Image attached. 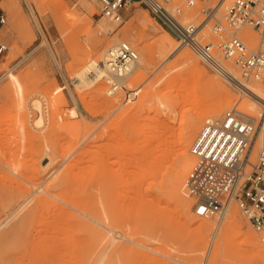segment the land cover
Listing matches in <instances>:
<instances>
[{
    "label": "rangeland",
    "instance_id": "obj_1",
    "mask_svg": "<svg viewBox=\"0 0 264 264\" xmlns=\"http://www.w3.org/2000/svg\"><path fill=\"white\" fill-rule=\"evenodd\" d=\"M14 1L13 13L4 6L8 0H0V7L7 17L6 24L0 29V39L8 46L3 62L19 76L24 94L29 96L25 110L20 113L13 107L12 96L1 94L7 82L6 75L0 80V223L7 219L0 227V264H210L207 251L220 215L212 218L197 216L194 213L196 199L190 190L192 216L182 215L180 195L175 192L173 178L183 160L178 158L172 167L170 163L178 151L177 141L182 129L178 124L181 123H178L177 114L170 113L169 109L160 113L162 107L188 96L193 79L196 81L193 77L192 82L187 80L191 78L189 67L180 59L182 52L191 48L183 46L170 56L148 60L145 52L148 44L166 32L179 39L137 3L127 7L123 12V23L116 28L117 24L102 18L98 0ZM174 1L181 5L184 2ZM87 4L96 14L90 13ZM41 6L43 12L39 11ZM74 12L78 18L67 21L66 17ZM145 12L153 19L149 31L133 21L145 17ZM196 12L197 7L185 10V20L199 22L200 16ZM83 20L90 22L89 29L81 28ZM102 21L111 27L108 32L100 28ZM128 29L133 32L132 40L124 37ZM249 30L244 28L240 33H247L249 39L258 37ZM117 37L129 42L139 57L147 60L145 69L130 77L114 94L108 93L111 82L107 78L99 86L86 84L78 89L72 78L71 65L86 64L105 51ZM199 38L206 42L214 37L208 27ZM91 40L101 43L94 53ZM197 65L208 72L203 70L205 77L227 88L224 89L231 98L230 106L213 119L223 118L225 112L234 107L257 120L261 118L256 122L255 160L264 147V138L260 136L264 129V105H256L260 113L254 111L253 100L242 85L234 86L218 77L203 66L198 57ZM168 67H173L171 77L165 80L162 75ZM230 67L243 81L260 86L242 78L239 70ZM3 74L6 69L0 66V78ZM153 81H156L158 91L149 94ZM179 82L184 88L179 87ZM58 86L65 87L64 98L55 99L54 106H47L46 94L53 96L52 92ZM169 89L172 93L161 97ZM35 99L43 101L42 112L35 107ZM75 103L80 112L76 118H70L69 110ZM147 106L153 112L150 120L145 110ZM57 111L62 120H57ZM165 113L167 118L173 117L175 124L173 126L171 122L169 128L167 121L164 132L171 137L167 146L160 144L161 135H164L160 122L165 120ZM42 116L44 125L40 126L36 121ZM190 116L195 117V113ZM188 117L182 111L181 121ZM206 120L207 117L194 135L190 148ZM18 121L26 123V131L22 128L19 131L22 125L19 126ZM112 126L117 129L111 130ZM109 129L113 136L109 135ZM115 142L124 148L122 155L112 154ZM167 147L170 149L168 154L158 157L160 150ZM191 162L190 165L194 160ZM231 204L238 211L236 220L242 230L254 241L250 245L244 244L234 229L222 245L217 264H264L254 256L264 249L261 236L237 202L232 200ZM201 220L213 223L210 231L200 232L202 237L196 229V221ZM109 228L123 238L104 252L103 248L111 241L102 248L100 242L107 233L114 236Z\"/></svg>",
    "mask_w": 264,
    "mask_h": 264
},
{
    "label": "built area",
    "instance_id": "obj_2",
    "mask_svg": "<svg viewBox=\"0 0 264 264\" xmlns=\"http://www.w3.org/2000/svg\"><path fill=\"white\" fill-rule=\"evenodd\" d=\"M102 17L123 23L128 6L139 4L163 28L193 49L201 64L234 86L242 78L250 79L264 88V0H98ZM197 7L200 21L185 20V10ZM5 11L0 7V29L6 24ZM210 29L213 39L204 42L199 35ZM244 28L255 32L257 42L249 39ZM114 32V31H113ZM250 44H254L251 46ZM8 46L0 39V65ZM108 63L113 73L128 71L139 59L136 49L126 41L110 47ZM114 82H111V86ZM262 117V116H260ZM261 118L246 117L234 107L223 118L206 121L191 146L194 162L188 172L187 184L196 199L194 213L212 218L224 213L228 204L237 202L264 244V147L256 159L253 149L257 141Z\"/></svg>",
    "mask_w": 264,
    "mask_h": 264
},
{
    "label": "bare ground",
    "instance_id": "obj_3",
    "mask_svg": "<svg viewBox=\"0 0 264 264\" xmlns=\"http://www.w3.org/2000/svg\"><path fill=\"white\" fill-rule=\"evenodd\" d=\"M34 1L37 2L38 0H34ZM4 6L10 12H13V13L15 12L16 3L14 0H8V3H6V5H4ZM86 6L89 9L91 14H93V15L96 14L95 9H93L91 5L87 4ZM42 8H43L42 6L39 8L40 12H43L44 9L42 10ZM32 12L34 14V9ZM55 12L56 11L54 10V13ZM145 14H146L145 17H143V18H141V17L136 18L135 17L136 19H134L133 21H137L139 23V26H142L143 30L149 31L150 29H152L153 19L151 17H149L147 12H145ZM77 18H78V14L74 12V13L69 14L66 17V20L67 21H73V20H76ZM102 18L104 19V17H102ZM83 21L84 22H81L82 23L81 28H83L85 30L89 29L88 25L90 24V22L87 20L86 21L83 20ZM99 26L105 32H108L111 29V27H109V25L106 21H102L101 23H99ZM115 26H117V25H115ZM115 26H113V27H115ZM153 29H155V28H153ZM140 31L141 30H139V32ZM131 34H133V32H131L128 29L124 32V37L129 39V40H132V37H130V36H132ZM142 35H143V33H142ZM257 38L258 37H256V38L253 37V43L257 42ZM134 39L135 38H133V40ZM91 41H93V40H91ZM119 42H121L120 38H118V37L115 38V42L109 43L107 48H105V51L98 53V55L95 58H91L84 65H81V63L79 65L78 64H76L74 66L71 65V69L73 70V77L72 78L75 80V82H76L75 84L78 87V89H79V86L86 85V84L90 85V86L91 85L99 86L100 83L102 82V80L107 78V80H109L110 82H114V84L112 86L110 85V87L108 89V93L114 94L121 86L122 87L125 86V84L128 82V79L130 77L134 76L139 70L145 69L144 66L147 63V60L141 59L139 57L138 61H136L135 63H132V64H130V66H128L127 72H125V73L124 72L113 73L111 71L110 65L108 63L107 52H108V49L110 47L114 46L115 44H117ZM100 45H101V43L99 41L94 42V48L92 49V53H94L96 50L98 51V48L100 47ZM250 45H254V44H250ZM181 47H183L182 41L174 39L169 33L166 32L163 37L156 39L155 42L152 44H148L146 46L145 52H146V55H147L148 60H149V59H153L156 56H159V57L170 56L171 54H174V52L179 50ZM191 50H185L184 52H182L180 59L184 62L185 65H187L189 67L188 71H189V75L191 76V78L187 79L188 78V76H187L186 79L191 81L193 78H195L196 81H198L199 83L196 84V81L193 79L194 84L192 83L193 86L189 87L190 89H188V91H190V92L187 94L188 96L182 98L181 100L171 102V103H169L168 107H162L160 109V113H161V111H165V110L169 109L170 113H174V115L177 114L176 116L180 121V122H178V121L177 122L181 123V124H178V125H181L180 127L182 128L181 133L179 132V134H180V137H178L179 140L177 141V143H178L177 144L178 145L177 150L178 151H177V153L176 152L174 153V157L172 156L173 158L170 160V163H171V167H172L177 162L178 158H180L181 161L183 160L182 165H180V169L178 171H176V173H175L176 176L174 175L175 178H173V177L172 178L174 179L173 183H175L174 184L175 185V192H177L180 195L179 205H180L181 213L186 218H189V217L191 218V216H192V214H191L192 213V201L189 197V190L190 189H189L188 184H187V176H188L189 166L193 165V164L190 165V163H192L191 161L194 160L193 159L194 155L191 153L190 145H191L193 139H195L194 135L198 132L200 126L204 122V119L207 117V120H211V119L219 116L222 113V111L224 110V108L231 103L230 95L225 90L227 88L224 87L225 88L224 89L222 87L223 85L221 86L218 83H216L213 79H211L210 77H205L203 75L204 74L203 70H205V69H202L200 66L197 65V57H196L197 55L193 49H191ZM76 59H78V58H76ZM0 66L3 69H6V74H3V76L0 78V80L3 79L5 75L7 77L6 85L2 88L1 94L11 95L13 98V101H14L13 107H15V109H17L21 113L22 110L23 111L25 110L24 105H25L29 95L24 94L23 84H22L19 76L14 72L13 69L8 67V63L3 62L2 65H0ZM183 67L184 66H182V68ZM171 68H173V67H168L165 69V73H163V75H162V77L165 80H168L171 77L170 76ZM231 71L235 76H237L239 78L240 85L243 86V88L247 91L248 96L253 100V104H254V105H252L253 110L258 111V113H260V110L258 108H257L258 110H256V105L257 104H259L261 106L264 105V90H263L264 88L262 89V87H260L258 85L250 84L248 82L243 81L241 79L240 75L236 74L233 71V69ZM207 74H208V72H207ZM182 79H184V78H182ZM182 81L184 82L185 80H182ZM152 83L153 84H152V86L150 84V87H153V88L152 89L150 87L148 88L149 90L151 89L150 92L148 91L149 94H153L155 92V90L158 91L156 89L157 86H155L156 81L155 82L153 81ZM187 86H189V85L187 84ZM179 87H183V86H180V82H179ZM63 89H65L64 86H58L55 88V90H53L54 91V92H52L53 96H50L51 93H49L48 95L46 94V96H45L46 98H44L45 104L47 106L51 107V106H54L55 99L58 101L60 98H64V95L62 93ZM97 89L99 91L101 90L100 87H97ZM170 89L167 90L169 92L163 93L161 97H164L165 95L168 96V94L170 95L172 93V91ZM180 90L183 91L181 88H180ZM163 92H165V91H163ZM55 96H57L58 99L55 98ZM41 102H43V101H41ZM41 102L39 100L35 99L33 103H34V105H36L35 107H38L37 109H40V111L42 112L43 103H41ZM145 110L148 113L147 119L150 120L153 117V115H152L153 112L151 111L150 107H148V106L145 108ZM182 111H185L186 116H189V117L186 120L181 121ZM238 111L240 113L246 115V117L255 118L254 116L247 114L245 112H242L241 110H238ZM79 112H80V108H79L78 104L75 103V106L71 107V109L69 110L68 115L70 118H76L78 116ZM54 113H55V111H54ZM56 113L58 114V115L55 114V117L57 115V117H56L57 120H58V118L61 119L58 111ZM191 113H195V117L190 116ZM164 115H166L165 120L162 121L160 118V120L162 121V122H160V126H161V128H163L162 132L164 133V135H161L160 144L167 146L171 143V137L166 136L164 130H166L167 121L170 124V126H168V127L169 128L172 127L171 122H173L174 119L172 116H169L167 118L166 113ZM160 117H161V115H160ZM162 118H164V116ZM21 120H22V118H21ZM54 120H55V118H54ZM23 121H21L22 123H20L18 121L19 122L18 125L19 126L22 125V127H19V131L20 130L22 131V129L24 131L27 130L26 129V123H24L25 121L24 122ZM55 122L58 123V121H55ZM36 123L40 126L44 125L43 116L40 117L36 121ZM57 123H55V124H57ZM174 125L175 124L173 122V126ZM176 126H177V124H176ZM20 128H22V129H20ZM111 128H112L111 130L117 129V127H115V126H112ZM111 130L109 129V135L113 136V132ZM260 136H261V138H264V129L263 128H262V132H261ZM149 143L150 142L147 140L146 144L148 145ZM169 148L168 149L165 148V149L160 150L158 157L166 156L168 154V151H170ZM111 151L113 152L112 154H115L116 156L119 153L122 155V153L124 152V148L122 147L121 144H118L115 142L114 145L112 146ZM155 160H157V159H155ZM155 160H153L154 161L153 164H155V162H156ZM35 191H37V189ZM157 199H159V198H157ZM237 215H238L237 209L230 202L228 204V206L226 207L224 213L221 214V216L217 219V220H219V219L220 220L216 223V226H215L214 232H213L212 241H211V243L209 245V249L207 251L208 260L210 259V264H217V260L220 256V251H221L222 245L227 241L229 233L231 231H233L234 229H236L237 234L242 237L244 244L250 245L251 243H253L254 239H252L251 236L248 233H246V231L244 232L242 230V227L240 226V222H238L236 220ZM6 220L7 219L5 218L0 223V227L4 224V222ZM196 223H197L196 229H197V232L199 233V235H200V232L204 233L205 231H210L212 229V226H213V223L211 224L210 221H205V220L204 221L201 220L198 222L196 221ZM245 229H247V228H245ZM109 231L113 232L114 236L111 237L107 233L105 235V237L102 239V241L100 242V245H101L100 248H102V247H104V245L109 240L111 241V242H109V246H106L107 248H105V247L103 248L104 252H107L108 249H110L113 246V244H115L117 242V240H119L120 238H123V236H118L117 233L110 228H109ZM200 236L202 237V235H200ZM124 237L126 238V236H124ZM203 237H204V235H203ZM110 238H112V239H110ZM254 256H257L256 258L259 257L260 260H262L264 262V249H261L258 252L254 253Z\"/></svg>",
    "mask_w": 264,
    "mask_h": 264
}]
</instances>
